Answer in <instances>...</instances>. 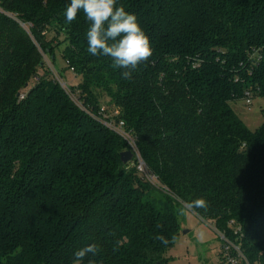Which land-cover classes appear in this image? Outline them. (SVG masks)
Here are the masks:
<instances>
[{
    "label": "trees",
    "instance_id": "1",
    "mask_svg": "<svg viewBox=\"0 0 264 264\" xmlns=\"http://www.w3.org/2000/svg\"><path fill=\"white\" fill-rule=\"evenodd\" d=\"M69 3L0 0V264H72L90 244L81 264H168L178 211L197 198L208 207L194 213L264 264V121L251 129L230 105L248 87L264 97V0H117L153 49L130 80L87 52L90 21L67 23ZM60 34L72 86L93 109L120 108L157 185L54 78L42 52Z\"/></svg>",
    "mask_w": 264,
    "mask_h": 264
},
{
    "label": "clouds",
    "instance_id": "2",
    "mask_svg": "<svg viewBox=\"0 0 264 264\" xmlns=\"http://www.w3.org/2000/svg\"><path fill=\"white\" fill-rule=\"evenodd\" d=\"M81 11L90 21L86 33L87 52L93 56L110 57L114 68L124 69L122 78L130 80L138 66L153 55L150 39L137 16L126 11L124 6H117V0H70L64 12L66 22H73ZM207 207V201L203 198H197L187 205L192 211ZM180 212L184 214L185 209L182 208ZM155 239L165 246L170 242L163 235H156ZM98 252L96 244L87 245L74 253L72 264H81L86 256H95Z\"/></svg>",
    "mask_w": 264,
    "mask_h": 264
},
{
    "label": "rangeland",
    "instance_id": "3",
    "mask_svg": "<svg viewBox=\"0 0 264 264\" xmlns=\"http://www.w3.org/2000/svg\"><path fill=\"white\" fill-rule=\"evenodd\" d=\"M52 36V32L48 33ZM60 34L57 46L54 48V57L42 52L44 60L48 63L52 72L58 73L68 83H77L79 76L75 75L69 68H65L60 51L64 45ZM247 89H251L248 87ZM230 105L243 122L251 129L257 127L264 121L261 108L264 107V97L255 93L250 96V102L246 103L244 95L230 100ZM185 209L181 214L180 210ZM178 211L179 233L173 244L166 250L168 264H220L219 250L222 239L218 230L209 219H204L184 206Z\"/></svg>",
    "mask_w": 264,
    "mask_h": 264
},
{
    "label": "built area",
    "instance_id": "4",
    "mask_svg": "<svg viewBox=\"0 0 264 264\" xmlns=\"http://www.w3.org/2000/svg\"><path fill=\"white\" fill-rule=\"evenodd\" d=\"M69 69L74 73L73 67H69ZM52 74L58 81L60 86L65 90L68 96L78 107L93 116L102 125L114 131L125 140L127 149L132 152V160L139 174L148 182L157 185V176L148 169L146 161L144 160L138 149L135 136L129 130L124 128V120L123 118L119 117L120 108L114 104H112L111 106H107L104 102H101L96 109H93L83 102V98L80 95L79 89L73 87V83H68L67 81L62 79L61 76L56 72H52ZM252 94V89H246V91L244 92L246 103L250 102V96ZM22 96L23 94L21 93L20 97ZM229 225L233 227L234 233L238 231V227L233 224L232 220H230ZM218 233L222 239L219 250L220 264H252L238 245L236 239L229 238L227 234L222 230H218Z\"/></svg>",
    "mask_w": 264,
    "mask_h": 264
},
{
    "label": "water",
    "instance_id": "5",
    "mask_svg": "<svg viewBox=\"0 0 264 264\" xmlns=\"http://www.w3.org/2000/svg\"><path fill=\"white\" fill-rule=\"evenodd\" d=\"M120 158L122 161H127L132 158V152L129 149L122 150L120 152Z\"/></svg>",
    "mask_w": 264,
    "mask_h": 264
},
{
    "label": "crops",
    "instance_id": "6",
    "mask_svg": "<svg viewBox=\"0 0 264 264\" xmlns=\"http://www.w3.org/2000/svg\"><path fill=\"white\" fill-rule=\"evenodd\" d=\"M107 100V98H105Z\"/></svg>",
    "mask_w": 264,
    "mask_h": 264
}]
</instances>
